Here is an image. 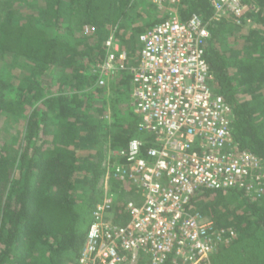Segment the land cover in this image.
<instances>
[{
  "label": "trees",
  "instance_id": "trees-1",
  "mask_svg": "<svg viewBox=\"0 0 264 264\" xmlns=\"http://www.w3.org/2000/svg\"><path fill=\"white\" fill-rule=\"evenodd\" d=\"M250 13L253 27L231 17L212 21L210 0H177L182 20L207 23L203 51L212 88L231 109L233 139L264 158V0ZM137 0H4L0 16V121L21 120L11 140L0 139V264H76L83 246L105 147H126L141 135L128 101L130 73L115 81V99L96 86L92 69L114 38L136 64L139 34L147 25L125 19ZM85 25L93 26L89 34ZM110 107V108H108ZM122 190L114 222L128 213ZM191 205L231 227L236 237L218 247L212 264H264V192L202 190ZM139 264H148L144 259ZM163 264H173L169 259ZM184 264V263H177Z\"/></svg>",
  "mask_w": 264,
  "mask_h": 264
},
{
  "label": "built area",
  "instance_id": "built-area-1",
  "mask_svg": "<svg viewBox=\"0 0 264 264\" xmlns=\"http://www.w3.org/2000/svg\"><path fill=\"white\" fill-rule=\"evenodd\" d=\"M177 0H171L175 3ZM212 21L251 22V0H210ZM85 25L83 32L92 33ZM207 23L175 8L139 34L136 64L111 34L92 69L96 86L130 73L128 100L141 135L126 147H105L96 201L76 264H210L218 247L236 237L212 215L194 209L202 190L238 189L252 199L264 192V158L233 139L231 109L210 82L203 46ZM122 200L128 221L114 222Z\"/></svg>",
  "mask_w": 264,
  "mask_h": 264
},
{
  "label": "rangeland",
  "instance_id": "rangeland-1",
  "mask_svg": "<svg viewBox=\"0 0 264 264\" xmlns=\"http://www.w3.org/2000/svg\"><path fill=\"white\" fill-rule=\"evenodd\" d=\"M3 1L0 0V16L3 9ZM171 0H137V4L134 5L133 9L130 10V14L125 19V27L122 30L124 32H128L127 29H129L130 26L135 25H147L149 24L154 18L161 17L168 14V11L173 9ZM242 26L243 28L247 29L250 27H253V20L251 19L250 23H244ZM112 29V34H115V31H117L116 25L112 28V25L110 26ZM116 42H120L119 39H115ZM5 58H0V69H4L5 67ZM115 81L116 79H113L109 81L108 88L105 92V99L108 101L109 104L113 103V100L115 99ZM129 101V100H128ZM110 108V107H108ZM131 108V106H130ZM21 120H16L13 117H9L8 115H3L1 121H0V139L1 140H11L12 135L16 133V131L21 128ZM212 259L210 258V264H212Z\"/></svg>",
  "mask_w": 264,
  "mask_h": 264
}]
</instances>
